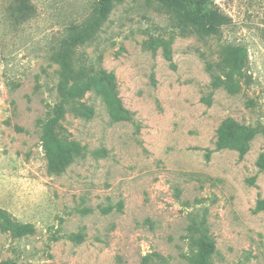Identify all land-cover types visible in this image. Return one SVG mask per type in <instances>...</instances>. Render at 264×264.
I'll list each match as a JSON object with an SVG mask.
<instances>
[{"label": "rangeland", "instance_id": "rangeland-1", "mask_svg": "<svg viewBox=\"0 0 264 264\" xmlns=\"http://www.w3.org/2000/svg\"><path fill=\"white\" fill-rule=\"evenodd\" d=\"M97 1L0 0V264H264V0Z\"/></svg>", "mask_w": 264, "mask_h": 264}, {"label": "trees", "instance_id": "trees-1", "mask_svg": "<svg viewBox=\"0 0 264 264\" xmlns=\"http://www.w3.org/2000/svg\"><path fill=\"white\" fill-rule=\"evenodd\" d=\"M114 0H98L95 5V12L96 17L94 18L91 25L98 24L107 14L110 9V6ZM195 3L197 7V11L201 16L204 18L206 25L209 29H214L217 26V23L214 19V14L212 10L208 7V3L210 0H191ZM91 25L89 28H91ZM90 29H85L84 33L81 37L75 36L68 33H64L57 45L52 50V60L53 61H61V63L73 61V58L70 54V48H74L75 46L79 45L82 41V38L86 35V32ZM72 68V67H70ZM82 76L84 75L83 71H80ZM73 88H68L67 93H71ZM4 264V262H1Z\"/></svg>", "mask_w": 264, "mask_h": 264}]
</instances>
